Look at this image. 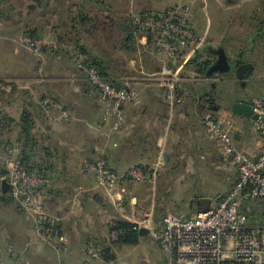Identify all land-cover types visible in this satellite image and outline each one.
<instances>
[{"label":"crops","instance_id":"obj_1","mask_svg":"<svg viewBox=\"0 0 264 264\" xmlns=\"http://www.w3.org/2000/svg\"><path fill=\"white\" fill-rule=\"evenodd\" d=\"M106 2V10L93 14L105 20L106 25L102 27L107 32L114 29L116 18L126 24L135 14L161 15L172 6L191 7L189 26L198 44L176 58L169 59L156 51L154 36L144 34L153 37L148 47L155 59L140 71L145 68L152 75L173 72V69L181 71L184 80L178 92L180 101L170 109L161 84L149 78L150 74L140 79L114 76L117 81L129 84L121 89L135 91L139 102L124 107V124L119 132H113L107 123L102 124L105 110L81 71L87 90L72 86L69 92L60 95L59 101L72 119L58 125L46 124L35 102L25 103L24 99L22 104L11 102L8 97L12 93L0 92L4 96L0 97V264H94L82 249L87 242H94L101 250L102 259L115 264H139L140 257L134 260L136 248L141 249L142 254L138 255L141 254L143 264H163L148 234L136 238L135 243L112 239L114 223L131 224L148 210L153 211L157 224L166 215L191 219L196 213L215 206L230 191L238 176L222 162L216 142L208 137L203 126L207 118L230 122L234 145L253 157L259 154L260 137L252 127L251 114L248 117L234 114L232 106L241 103L250 107L254 98L264 97V61L254 55L255 49L245 45L249 35L264 42L258 37L263 19L262 0ZM43 20L50 23L51 15H44ZM66 54H62L64 58ZM162 58L169 63L163 64ZM54 64L43 69L49 70ZM243 64L250 69L241 76L238 68ZM37 67L31 66L29 71L34 74L27 75H14V71L5 70L7 74L0 75V80H24L28 87L26 95L31 97L30 89L38 83ZM74 67L79 68L76 64ZM105 67L111 72L109 65ZM137 81H141V86L134 84ZM217 94L224 100L216 98ZM24 114L30 116L31 123L36 121L30 130L34 151L38 147L33 130L37 131L43 146L52 149L50 160L42 161L35 153L32 162L36 166L41 164L43 172L49 167L51 173L46 176L60 181L59 185L46 189L44 200L46 214L57 220L53 229L57 236L54 248L36 236L31 218L11 198L6 185L4 158L14 148L20 159V133L11 132L20 130ZM99 123L103 126L97 129ZM7 130L11 132L1 133ZM103 155L116 175L137 166L149 171L140 183L124 181L122 200L117 203L95 188V176L82 167L84 161H94ZM36 166L30 165L32 171L37 172ZM154 166L155 178L150 174ZM248 211L253 214L257 209ZM263 215L264 208L254 221H261Z\"/></svg>","mask_w":264,"mask_h":264},{"label":"built area","instance_id":"obj_2","mask_svg":"<svg viewBox=\"0 0 264 264\" xmlns=\"http://www.w3.org/2000/svg\"><path fill=\"white\" fill-rule=\"evenodd\" d=\"M190 10L189 5H177L161 15L135 14L130 22L138 32L152 34L156 51L173 59L198 44L189 26ZM20 44L41 60L44 50L60 47L54 39L44 36L34 39L21 36ZM82 71L105 109L103 121L109 120L111 130L118 132L125 120L124 107L139 102L136 93L116 88L93 67L82 68ZM166 74L168 76L161 81L166 90L165 100L173 109L180 101L178 91L182 80L169 72ZM38 106L45 117L54 116L58 121L72 119L65 107L50 98L40 100ZM250 108L252 127L260 137L259 154L255 157L234 145L230 122L210 118L203 121L208 137L217 144L222 162L238 176L230 191L215 206L196 213L191 219L166 215L158 224L153 211L148 210L131 222L133 231L147 232L156 244L163 264H264V215L261 221H250L247 216L250 213L248 205L264 207V97L254 98ZM16 152L14 148L9 149L4 158L9 194L31 218L37 237L54 247L57 236L53 229L57 220L50 218L44 207L48 180L35 171L23 169ZM84 168L95 176L96 189L103 190L114 203L122 200L124 189L121 184L124 181L140 183L148 174L140 167H133L123 175H116L104 159L85 162ZM156 170L154 166L150 173L154 178ZM253 214L257 217L258 211ZM111 237L117 240L118 235L113 232ZM82 249L94 264H115L102 259L101 250L94 242L85 243Z\"/></svg>","mask_w":264,"mask_h":264},{"label":"rangeland","instance_id":"obj_3","mask_svg":"<svg viewBox=\"0 0 264 264\" xmlns=\"http://www.w3.org/2000/svg\"><path fill=\"white\" fill-rule=\"evenodd\" d=\"M42 1L43 0H41L40 2L43 3ZM50 1H51V10L58 11L60 12V14L58 15V17H54V18L51 17V22L48 23V21L43 20L44 15H42V12H45L47 9L44 8L43 4L41 5V3L40 4L34 3L33 0H0V14L1 13L8 14L10 12L15 13V15L13 14V17L11 18V21L9 22L2 21L0 26V59L2 57V60H0V62H1V68L2 70H4V72L0 70V75L7 74V71L8 72L14 71V75L34 74V73H30L29 68L31 66L38 65L37 67L38 71L35 72V77H37L36 81H38V83L34 84L33 88L30 87L32 96L35 97V99L34 98L32 99L31 98L32 96L30 97L29 95H26L25 90L28 87L26 86V83L23 82L24 80H17L15 82L12 81L10 82L8 79L0 80V92H5V93L7 92V95L12 93L8 97V101L12 100L15 103L18 102L22 104L24 99L25 103L32 101L38 105L40 100L45 97V98H50L56 101L61 106L65 107L59 101L60 100L59 98L60 95H63L65 92H69L71 90L70 87L73 86V87H77L79 90L86 91L87 88L84 82V77L74 67L76 64V60H77L76 58L78 56V52L73 51L72 48H74L73 44L76 41H79V39H82L84 42H82L81 40L82 43L80 44L78 43V46H82L85 43L89 45L86 46L92 52H94L97 55L98 54L101 55V57H103L104 60L107 62L106 66L109 65L111 71L109 73H111L115 77L123 78L124 76H126L127 78L140 79L150 74L147 73V70L145 68L143 72L140 70L144 65L149 64L150 62H152V60L155 59L153 56H150L149 54L150 51L148 47L150 45L149 42L152 43L153 37L149 38L150 36H146L144 35L145 33H140L138 31L132 32V34L129 33L128 31L127 34L125 31L122 30L123 23L118 22L117 18L113 21L112 28H114L113 29L114 31L111 30L107 32L106 27H102L104 26V24L106 25L105 20L96 19V21H102V22L99 23V25L93 24L95 27H97L95 30H92L90 33H87V30L89 29L90 26L89 24L88 26H84L81 29V31L77 33L79 35L78 36L76 35L75 30L73 28L71 29L70 20L73 18L72 15L73 13L67 12L68 9L70 10V8L74 10L73 7L76 6L74 5V2L70 0H50ZM96 1H99L101 4L99 3L97 4L95 3V0H92V2L87 6V9L89 8V11L97 12L100 10H105L107 8L108 4L106 0L103 1L96 0ZM30 6L35 7V10L32 11L31 13H29ZM191 12L192 9L190 10V14ZM24 28H31L33 30H37L40 34L43 32L45 34L44 36L48 34H54L56 36L62 35V37L66 40V42L68 43L71 49H69V51L67 52V56L65 58L63 55H60L55 60H52L50 55H48L44 57L43 60H41L36 56H34L32 53L25 50L23 46L20 44V37L25 30ZM100 31L101 33H99ZM245 31H247V29ZM66 34L69 35L65 36ZM246 39H247V43L245 45L251 49H255L254 55H256L257 58L258 57L262 58V60L264 61V42L257 41L255 35L254 36L249 35L246 37ZM230 55H233V53L231 54L230 52ZM61 59L62 61H60ZM48 62L50 64L51 63H55V64L49 70L46 68L43 69V66L47 65L46 67H48L50 65V64H46ZM168 63H169L168 59H163V64H168ZM166 73L168 72L157 73L155 75L152 74L148 75L149 78L159 81L158 83L161 84L165 94H166V90L161 80L168 76ZM169 73L173 74L176 77H179L182 81L184 80V78L180 74L181 71H176L173 69V72H169ZM113 80L115 79L113 78ZM140 82L141 81H137L134 84L138 83V86H141L139 84ZM114 83H116L117 85L119 84L121 86H126V85L129 86V84H124V82L120 81L119 79L118 81L117 80L114 81ZM158 83L157 85L159 86ZM0 97L4 98V96L1 94ZM216 98H218L221 101L224 100L223 97L220 96L219 94H217ZM104 116H105V111L102 117V124L107 123V125L111 127L109 120H106L105 122L103 121ZM43 117L46 124L58 125L60 123L68 122V121L55 120L54 116L45 117L43 115ZM34 123H36V121ZM34 123H29L31 124L30 127H32ZM102 124L99 123L97 125V129H100L103 126ZM21 131H22V127L19 131L13 130L11 133L19 134L21 133ZM32 132L37 138L36 141L38 148L35 149V153H37L38 156H41L40 159L42 161L50 160L51 158L50 156H52L50 153L52 151L51 147L50 146L44 147L43 142L40 136L38 135L37 131L33 130ZM44 148H48V149H44ZM99 159H104L108 163L105 155H103L98 157L94 161H84L82 163L83 169L89 172L84 168V163L85 162L93 163ZM51 160L54 161L55 159L52 158ZM46 168L48 169H46V172L43 173L45 177H47L51 173L49 167ZM110 169L112 170L111 167ZM146 172L149 171L146 169ZM46 179L48 180V187L46 189H48L49 187H53L55 185H59L58 183H60L59 179L57 178L56 179L46 178ZM247 207L250 210H252L253 208L257 209L258 215L262 213L264 208L263 206L255 207L254 204L248 205ZM24 214L26 213L24 212ZM257 218L258 216L257 217L252 216L253 220H256ZM136 252L137 254L134 257V260L140 257L139 264H143L144 261L143 259L141 260V254H142L141 249L136 248ZM139 253L141 254L138 255Z\"/></svg>","mask_w":264,"mask_h":264},{"label":"trees","instance_id":"obj_4","mask_svg":"<svg viewBox=\"0 0 264 264\" xmlns=\"http://www.w3.org/2000/svg\"><path fill=\"white\" fill-rule=\"evenodd\" d=\"M40 1L41 0H33L34 3H39V4L41 3ZM70 1L74 2V5H76L75 7H73L74 10H72V8H70V10L68 9V11H67L68 13H73L72 14L73 18L70 20V23H71V29L73 28L75 30L76 35H78L77 33H79L84 26H88L89 24H90V26H89V29L87 30V33H90L92 30H95L97 27H95L93 24L99 25V23H101L102 21H96L97 18L94 17V14H93L96 11L92 12V11H89V8L87 9V6L92 2V0H70ZM262 1H263L262 2L263 19L261 22L260 34L258 37L260 40L264 41V0H262ZM42 2L43 3H41V5L43 4V7L47 9L45 12H42V15L50 14L51 17H53V18L58 17L60 12L55 11V10H51V1L50 0H43ZM95 3L101 4L99 1H96V0H95ZM34 10H35V7H32V6L29 7V13H31ZM13 14L15 15V13H13V12H10L8 14H2L1 13L0 14V26H1L2 21H4V22L11 21ZM33 19H32V21H33ZM64 24H67V23H64ZM64 26H66V25H64ZM126 27L128 28L127 30H125ZM24 29L25 30L21 36H29L30 38L34 39V38L43 37L45 35L43 32L40 34L37 30H33L31 28H24ZM122 30L125 31L126 33L129 31V33H131V34H132V32H137V30L131 25L130 19L128 20V22L126 24L123 23ZM67 35H69V34H66L65 36H67ZM76 35H75V37H76ZM148 35L153 36L152 34H148ZM44 37L45 38H52L60 45V47L57 48L56 50H53V49L44 50V57L50 55L52 60H55L58 56L69 51V49L67 50L69 45L66 42V40L62 37V35L56 36L54 34H48ZM76 42L73 44V47H74L73 51L78 52V56L76 58L77 59L76 60V67H79L78 71L79 72L81 71L83 73L82 68L93 67L99 72L100 76L103 79L107 80L113 86L120 89L121 85H119V84L117 85L116 83H114V81H116L115 77L111 73H109L108 69L105 67L107 62L104 60V58L101 57V55H99V54L97 55L94 52H92L85 44L82 46H78V43L79 44L82 43L80 41V39H79V41H76ZM79 53H80V55H79ZM113 78L115 80H113ZM178 96H180L179 93H178ZM44 98H42V99H44ZM21 123H22V125H21ZM29 123H31L30 116L28 114H24L21 118L20 123H19L20 129L22 127V131L19 135V143H20L19 148H20V152H22L20 154V159H21V164H22L23 169H25L28 172H31L33 169L30 167V165H33V167L36 165L34 164V162H32V160L34 159L35 144L33 141L34 138L30 135V130L32 129V127H30L31 124H29ZM7 132H11V131L7 130L4 133H7ZM1 133H3V132H1ZM41 167L43 168V166L41 164H39V166H36V169H38L37 173L40 174L41 176L45 177L43 174L44 173L43 169H41ZM137 167H140L146 171V169L142 166H137ZM45 178H48V177H45ZM247 216L250 219V221H252L253 214L249 213V214H247ZM112 231L117 233V235H118L117 238L120 241H126V242L128 241L130 243H135L136 238L143 237V236L147 235L146 231H140V232L133 231L131 224H127L125 222H119V221L114 223V228Z\"/></svg>","mask_w":264,"mask_h":264},{"label":"water","instance_id":"obj_5","mask_svg":"<svg viewBox=\"0 0 264 264\" xmlns=\"http://www.w3.org/2000/svg\"><path fill=\"white\" fill-rule=\"evenodd\" d=\"M249 69H250L249 65L246 64L240 65L238 68V73L239 75L243 76L248 72ZM232 110L234 114L243 115L246 117H248L251 114V108L241 103L233 104Z\"/></svg>","mask_w":264,"mask_h":264}]
</instances>
